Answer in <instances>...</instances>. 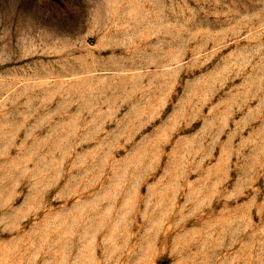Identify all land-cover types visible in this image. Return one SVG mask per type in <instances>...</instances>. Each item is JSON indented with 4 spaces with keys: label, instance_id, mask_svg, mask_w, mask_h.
<instances>
[{
    "label": "rangeland",
    "instance_id": "rangeland-1",
    "mask_svg": "<svg viewBox=\"0 0 264 264\" xmlns=\"http://www.w3.org/2000/svg\"><path fill=\"white\" fill-rule=\"evenodd\" d=\"M0 264H264V0H0Z\"/></svg>",
    "mask_w": 264,
    "mask_h": 264
}]
</instances>
